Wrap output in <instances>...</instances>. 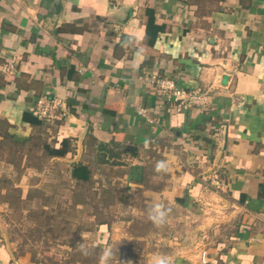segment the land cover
Masks as SVG:
<instances>
[{
	"label": "crops",
	"instance_id": "0c3cea01",
	"mask_svg": "<svg viewBox=\"0 0 264 264\" xmlns=\"http://www.w3.org/2000/svg\"><path fill=\"white\" fill-rule=\"evenodd\" d=\"M0 53L19 60L13 78L0 77L1 142L40 141L48 153L69 139L68 153L50 160L90 171L73 180L142 190L196 229L215 221L208 264H264V0H0ZM158 80L201 91L206 103L178 111ZM38 100L59 103L54 118L35 114ZM213 175L221 193L206 187ZM222 199L224 227L203 205ZM128 237L98 228L104 248ZM185 238H160L132 264L156 255L200 264ZM0 264L44 263L0 235Z\"/></svg>",
	"mask_w": 264,
	"mask_h": 264
},
{
	"label": "rangeland",
	"instance_id": "374dc122",
	"mask_svg": "<svg viewBox=\"0 0 264 264\" xmlns=\"http://www.w3.org/2000/svg\"><path fill=\"white\" fill-rule=\"evenodd\" d=\"M112 173L107 170L103 176L110 178ZM142 194V190L129 194L120 183L102 187L73 180L67 162L51 161L40 141L32 146L0 141V235L15 242L17 252H29L44 264H100L105 249L97 241L101 224L121 234L129 231L130 238L114 241L110 264L135 263L139 253L157 249L160 238L181 246L188 236L199 248L216 241L215 221L196 229L197 221L186 224L182 209L175 206L170 207L165 225L157 227L149 217L153 206ZM214 212L204 213L209 218L217 215V225L229 224L224 221L230 216L228 208ZM190 228L195 232L189 233ZM138 233H145L149 243ZM81 246L89 250L88 255L81 253Z\"/></svg>",
	"mask_w": 264,
	"mask_h": 264
},
{
	"label": "built area",
	"instance_id": "2783aa9c",
	"mask_svg": "<svg viewBox=\"0 0 264 264\" xmlns=\"http://www.w3.org/2000/svg\"><path fill=\"white\" fill-rule=\"evenodd\" d=\"M19 70V60L17 58L6 59L4 55L0 53V77H10L13 78ZM160 91L169 97L173 103H176V109L178 111L182 109H189L193 106L203 105L206 103V95L201 91L186 90L179 88L173 81L170 80H158ZM38 108L35 110V114L39 117L46 119H52L55 117L51 113L55 108L59 107V103L56 100H38ZM137 113L143 117H146L149 122L153 123L152 119L148 115V110L146 108H138ZM206 187L218 194L221 193V181L218 175L211 176L209 182L206 183ZM222 199L221 202H217V208H215V214L217 212H222L225 208H228ZM205 210H213V204L211 202H204ZM199 261L200 264H208L209 262V253L207 247L199 248Z\"/></svg>",
	"mask_w": 264,
	"mask_h": 264
},
{
	"label": "clouds",
	"instance_id": "9594fccd",
	"mask_svg": "<svg viewBox=\"0 0 264 264\" xmlns=\"http://www.w3.org/2000/svg\"><path fill=\"white\" fill-rule=\"evenodd\" d=\"M155 170L160 172L166 170V165L164 162H157ZM168 209L163 208L160 204L154 205L149 211V217L151 221L157 227H162L166 223L168 216ZM80 251L83 255H88L89 250L84 246L80 247ZM114 253L110 247H106L102 253L100 264H110L113 259ZM151 264H173V259L170 256L156 255L152 257Z\"/></svg>",
	"mask_w": 264,
	"mask_h": 264
},
{
	"label": "trees",
	"instance_id": "16d2710c",
	"mask_svg": "<svg viewBox=\"0 0 264 264\" xmlns=\"http://www.w3.org/2000/svg\"><path fill=\"white\" fill-rule=\"evenodd\" d=\"M34 117L38 118L37 116ZM69 145V139H64L60 148H50L48 150V154L49 156H65L69 151ZM71 177L76 178L80 181H88L90 178V171L83 164H75L71 170Z\"/></svg>",
	"mask_w": 264,
	"mask_h": 264
}]
</instances>
